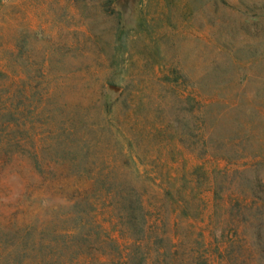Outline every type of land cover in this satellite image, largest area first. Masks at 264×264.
<instances>
[{
	"label": "rangeland",
	"instance_id": "obj_1",
	"mask_svg": "<svg viewBox=\"0 0 264 264\" xmlns=\"http://www.w3.org/2000/svg\"><path fill=\"white\" fill-rule=\"evenodd\" d=\"M0 264H264V0H0Z\"/></svg>",
	"mask_w": 264,
	"mask_h": 264
}]
</instances>
